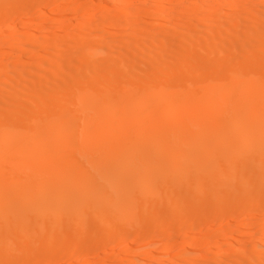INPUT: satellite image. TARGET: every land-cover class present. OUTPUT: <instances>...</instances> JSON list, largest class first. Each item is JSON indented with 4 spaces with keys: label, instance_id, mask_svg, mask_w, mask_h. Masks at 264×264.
<instances>
[{
    "label": "bare ground",
    "instance_id": "1",
    "mask_svg": "<svg viewBox=\"0 0 264 264\" xmlns=\"http://www.w3.org/2000/svg\"><path fill=\"white\" fill-rule=\"evenodd\" d=\"M64 1L0 0V17L41 12L46 29L45 6ZM98 1L100 28L79 25L48 48L29 46L25 30L0 32L3 51L16 53L0 60V264H73L127 241L137 244L119 264H264V229L248 246L232 223L228 247L188 246L213 211L264 213V2L192 0L170 28L181 0L134 11L118 0L130 13L115 15L112 0ZM237 6L255 11L235 15ZM157 234L182 246L162 262L138 249Z\"/></svg>",
    "mask_w": 264,
    "mask_h": 264
},
{
    "label": "rangeland",
    "instance_id": "2",
    "mask_svg": "<svg viewBox=\"0 0 264 264\" xmlns=\"http://www.w3.org/2000/svg\"><path fill=\"white\" fill-rule=\"evenodd\" d=\"M98 0H94V8H96V9H94L93 11H92V13L91 12H89V11H87V12H84V7H85V4H86V2H84V0H67V1H64V3H65V5H64V7L61 5L60 7L58 6H56L57 4H54L53 3V5L52 4H49V5H47V6H45L47 9H49L48 11H49V15H50V17H49V15H48V18L47 17H45V19L47 20V21H45L46 23H47V25H48V28H46V29H40L39 27H38V23H40L41 22V20L44 18V17H41L42 15H44L43 13H35V12H32L31 14H28L27 15V17L28 18H30V20L29 21H26V22H24L23 20H22V18L19 16L20 14H21V10H18V11H15V13H13V12H11L10 14H8V15H5V17L4 16H2L3 18H1L0 17V32H4V34L6 33H8V35H9V33H11V32H13V31H19V30H21V31H27L26 33H30V40H29V46L32 44V45H36L37 46V44H38V46H40V45H44L43 47L44 48H48V46L50 47V45H48L49 43L50 44H52L53 43V40L56 38H58V39H60V38H64L65 36L66 37H69L70 38V36H72V37H74L75 36V38L77 37V35H79V31H81V29L82 28H80V26L81 27H83L85 24H86V26H84L85 27V29L86 28H88V27H90V28H95V27H97V28H100L101 27V24L100 23H98L100 20V18L103 16V14L107 11V8L105 9V11H104V9L102 8V7H100V5H98V8H97V4H100L99 3V1L97 2ZM113 1V0H112ZM112 1H110V3H109V6H112V7H109V9L111 8V10H110V12H112L114 15L116 14V13H121L122 11L124 12H127V13H130L128 10H130V9H132L133 11L134 10H138V8H139V5L140 6H150V5H152V4H154V3H168V2H170L169 0H131V3L129 2V6H131L128 10L127 9H125L124 7H122L121 6V4L119 3V2H117L118 0H114V2H112ZM166 1V2H165ZM201 1H203V0H201ZM207 1H211V0H207ZM212 1H214V0H212ZM211 1V2H212ZM217 1V0H216ZM262 2H264V0H262ZM192 3V0H184V2H183V0H181V1H179V2H177V4H178V8L177 9H175V11H174V13H172V15L170 16V20L168 21V26L170 27V28H173V26L175 25V22H176V20H177V17L178 16H182L183 18H186L187 17V15L189 14V9H188V7H190L189 5ZM176 4V5H177ZM96 5V6H95ZM116 5V6H115ZM117 5H119V6H117ZM188 5V6H187ZM54 6V7H53ZM53 7V8H52ZM106 7H108V6H106ZM186 7V8H185ZM263 7V6H262ZM58 8H60V9H58ZM81 8H82V10H81ZM100 8H102L103 9V11H102V9H100ZM105 8V7H104ZM121 8H123V9H121ZM136 8V9H135ZM51 9V10H50ZM97 9H98V11H97ZM66 10V11H65ZM113 10V11H112ZM117 10V11H116ZM127 10V11H126ZM209 10H211V9H206V11H209ZM244 10H247L248 12V14H250L251 12V10H253V9H245L244 7H236V9H234V13L233 14H235V15H237V13L238 14H240V13H242V12H245ZM23 11V10H22ZM53 11V12H52ZM63 11H64V13H63ZM206 11H204V12H206ZM254 11L255 10H253V13H254ZM13 13V14H12ZM16 13H17V15H16ZM84 13V14H83ZM87 13V14H86ZM89 13H90V16H89ZM207 13V12H206ZM232 13H231V15H228V16H230L229 17V19H227L228 17L226 16L225 18H223V19H221V20H219V21H216V23L215 22H213V23H210V25H211V27L209 26L205 31H207L208 32V29L210 28L211 29V31H212V28H213V30L215 29H218V27L220 28V26H223V25H226L227 24V22H229L230 21V19H231V16L233 17V15H232ZM19 14V15H18ZM63 14H64V16H63ZM83 14V15H82ZM96 16H95V15ZM205 14V13H204ZM203 13H202V15L203 16H205ZM245 14V13H244ZM52 15V16H51ZM58 15V17H55V16H57ZM7 16V17H6ZM15 16H17V17H15ZM59 16H61V17H59ZM203 16H201V17H199V18H201V22H202V20L203 19H205V17H203ZM86 17H90L91 18V20H93V21H91L90 23L88 22L87 23V21L86 22H83L82 23V21H84V20H86L87 18ZM94 19H93V18ZM21 18V19H20ZM41 18V19H40ZM82 18H84V19H82ZM203 18V19H202ZM50 19V20H49ZM82 19V20H81ZM197 19V20H196ZM195 20L198 22V18H196ZM4 20V21H3ZM10 20V21H9ZM97 20H98V22H97ZM145 20V21H144ZM229 20V21H228ZM49 21V22H48ZM150 22V20L147 18V20H146V17H142V18H140V22H142L141 24L142 25H148V23L147 22ZM195 21V22H196ZM6 24H5V23ZM8 22V23H7ZM82 24H81V23ZM199 22H200V19H199ZM4 23V24H3ZM158 24L160 23L161 24V22H160V20H159V22H157ZM100 24V25H99ZM80 25V26H79ZM90 25V26H89ZM93 25V26H92ZM96 25V26H95ZM100 26V27H98V26ZM77 26V27H76ZM78 26H79V28H80V30H79V28H78ZM95 26V27H94ZM76 27V28H75ZM74 28V29H73ZM76 29V30H75ZM85 29H83V30H85ZM73 30V31H72ZM203 29H200L199 31H197V32H195L196 33V37H197V39H199L201 36H203V35H205L203 32H205ZM31 31H32V33H31ZM78 31V32H77ZM202 31V32H201ZM210 31V30H209ZM68 32H72V34H70V33H68ZM195 33H193L192 35H193V37H195ZM70 34V35H69ZM115 34H119V31H117L116 33L114 32V35ZM3 35V34H2ZM6 36V35H5ZM55 39V40H56ZM57 39V40H58ZM71 39V38H70ZM72 39H74V38H72ZM54 40V41H55ZM20 41V40H19ZM18 41V44H22V43H20ZM1 44H0V60L2 59H4L3 61L4 62H6L7 60L8 61H10L12 58H14V56L16 55V53H14V51H3V49H5V48H7V47H5L3 44H2V42H0ZM31 43V44H30ZM31 45V46H32ZM45 45H46V47H45ZM135 45V44H134ZM134 45L133 46H131V47H133L134 48ZM33 46V47H34ZM35 46V47H36ZM136 46H138L137 44H136ZM176 46H178V45H171L170 47H169V45L168 46H166L167 48H165L164 46H162V47H164V49L165 50H168V48L171 50V49H175L176 48ZM32 47V48H33ZM130 47V48H131ZM31 48V47H30ZM178 48V47H177ZM176 48V49H177ZM157 49H160V47H158ZM156 49V50H157ZM179 49V48H178ZM153 50H155V49H153ZM161 50V49H160ZM162 50H163V48H162ZM174 51V50H173ZM40 56V55H39ZM42 56H44V55H41V57ZM42 58H44V57H42ZM47 59H48V57H46ZM53 59V58H52ZM1 60V61H2ZM54 60V59H53ZM57 60V59H56ZM55 60V61H56ZM28 61H30V60H28ZM194 205V204H193ZM186 206V205H185ZM185 206H184V210H186V208H189L190 207V204H189V206L187 205V207L185 208ZM197 206V204L196 205H194V207H196ZM192 207V206H191ZM190 207V208H191ZM199 207H196L195 209L197 210ZM189 210V209H188ZM193 210L194 209H192L191 211L193 212ZM213 214L211 215V219H210V221H199V223L197 224V226H198V228L196 229V230H193L192 231V233H194V234H192V235H194V236H192V239L195 237V234H196V238H194V242H192L193 244H189L188 246H191V247H189L190 249H193V250H195L196 251V249L197 250H203V248H204V250L205 251H208V252H211V253H214L215 251L214 250H216V248L218 247H225V246H229L230 245V243L229 244H227V242H222V240H223V232H224V229H226L225 227L227 226V224H235V225H237L238 227H236L235 228V232H234V235H241V236H243L244 237V240H245V245L244 246H248L249 245V243H252V242H254V241H256L257 240V237L260 235V234H262L263 233V229L264 228H262V227H264V213H263V211H252V210H250L249 212H247V214H244L243 212V214L242 213H240L237 217H235V218H231V217H228V216H224V217H221V220H218V218H216L217 217V215H216V211H213L212 212ZM258 214V215H257ZM246 215V216H245ZM248 216V217H247ZM254 216V217H253ZM263 216V217H262ZM214 217V218H213ZM231 218V219H230ZM246 219H247V222H246ZM242 220H245L244 222L242 221ZM241 221V222H240ZM251 224V225H249V223ZM208 223V224H207ZM200 224V225H199ZM222 225H224V226H222ZM219 227H221V228H219ZM261 229H260V228ZM241 228V229H240ZM213 229H215V230H213ZM220 229V230H219ZM245 229V230H244ZM237 230V231H236ZM213 231H215L214 233H213ZM223 231V232H222ZM243 231V232H242ZM211 232V233H210ZM210 234V236H212V237H217V238H221L220 240L219 239H214V238H212V237H210L209 236V234ZM236 233V234H235ZM242 233V234H241ZM245 233V234H244ZM216 235V236H215ZM157 236V237H156ZM161 235H155L153 238H151V241H153L154 243L152 244V245H148V244H146V243H148V241L150 240H146V239H144V240H142V241H139L138 242V245L139 244H141L139 247L140 248H138V249H141V250H144V248H148L149 247V249H151V251H154L153 253H155V258H157V256L159 257V258H157V259H159L160 261L161 260H163V259H166L167 257L169 258L172 254H175V252L177 251V250H180V247H182V246H177V245H172V246H169V247H167L168 245H163V243L162 242H160V241H162V237H160ZM222 236V237H221ZM247 236V237H246ZM159 237V238H158ZM209 238V239H207V238ZM207 239V240H206ZM211 239V240H210ZM213 240H215V242L213 241ZM217 240V241H216ZM247 240V241H246ZM198 241V242H197ZM202 241V242H201ZM210 241H211V243H210ZM196 242V243H195ZM218 242V243H217ZM134 243V244H133ZM130 242L129 241V243H128V241L126 242V243H116L115 245H113L112 246V248L110 249H106V248H104V249H100V252L99 251H92L93 253L92 254H96V253H98V255H97V257H95V258H91V259H89L90 258V256L89 255H87V254H85L84 256L82 255V257L80 256V257H69L67 260H66V263H70V262H72L73 261V264H119L120 263V261L122 260V259H124V256L123 255H126V253H124V252H122L121 251V249L126 245V244H131V245H136L135 244V242ZM142 244H143V246H142ZM194 244H196V245H194ZM248 244V245H247ZM145 245V246H144ZM199 245H201V246H199ZM222 245V246H221ZM143 247V248H142ZM194 247H195V249H194ZM200 247V248H199ZM169 248H173L172 250L171 249H169ZM209 248V250H207ZM212 248H214V249H212ZM114 251H113V250ZM166 251H165V250ZM102 250V251H101ZM109 250V251H108ZM171 251V252H170ZM108 252V253H107ZM111 252V253H110ZM122 252V253H121ZM102 253V254H101ZM103 253H107L108 255H109V257L108 256H105V254H103ZM157 253V254H156ZM160 253V254H159ZM162 253V254H161ZM166 253V254H165ZM168 253L170 254L169 256H164V254L165 255H168ZM172 253V254H171ZM106 254V255H107ZM121 254V255H120ZM128 255H130L129 253H127ZM128 255H127V257H128ZM162 255V256H161ZM123 256V257H122ZM173 256V255H172ZM105 257V258H104ZM126 257V256H125ZM166 257V258H165ZM162 258V259H161ZM121 259V260H120ZM91 260V261H90ZM87 261V262H86ZM90 261V262H89ZM75 262V263H74ZM162 262V261H161ZM225 262H229V256L227 257V259H226V261ZM232 262H234V263H232V264H237L238 262L237 261H232ZM50 263H52V264H61L60 263V261H54V263H53V261H51V262H49V263H47V264H50ZM229 264H231V263H229Z\"/></svg>",
    "mask_w": 264,
    "mask_h": 264
}]
</instances>
